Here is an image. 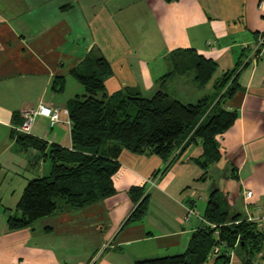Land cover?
<instances>
[{
	"label": "crops",
	"instance_id": "0c3cea01",
	"mask_svg": "<svg viewBox=\"0 0 264 264\" xmlns=\"http://www.w3.org/2000/svg\"><path fill=\"white\" fill-rule=\"evenodd\" d=\"M260 1L0 0V264H134L182 253L192 234L209 224L205 211L215 191L229 210V222L236 215L246 219L264 213ZM176 49H195L213 58L218 63L214 79L228 71L229 82L237 79V91L223 103L238 118L217 136L220 158L202 165L201 139L186 138L167 158L124 149L113 176L114 195L10 229L7 219L16 213L28 181L52 168L39 150H22L17 144L22 110L40 100L68 108L70 100L86 93L71 70H83L87 59L101 56L113 68L105 80L108 95L134 88L148 97L162 90L194 103L213 94V83L199 87L192 72L165 77L173 70ZM58 75L67 78L61 93L52 88ZM71 129L64 121L51 125L48 117L38 116L31 135L71 148ZM132 186L145 187L149 210L142 220L126 224L136 207ZM190 209L194 213L188 217ZM237 249L229 251L228 264H245ZM222 261L209 256L205 264ZM252 263L264 264V236Z\"/></svg>",
	"mask_w": 264,
	"mask_h": 264
},
{
	"label": "trees",
	"instance_id": "16d2710c",
	"mask_svg": "<svg viewBox=\"0 0 264 264\" xmlns=\"http://www.w3.org/2000/svg\"><path fill=\"white\" fill-rule=\"evenodd\" d=\"M171 59L173 70L165 77L192 72L199 87L205 88L212 82L214 93L194 103H185L162 90L148 97L134 88L108 95L105 80L113 74V68L104 56L87 59L83 70H71V75L86 90L68 104L73 146L49 145L34 135L17 132L20 148L38 149L51 160L52 168L48 175L28 181L16 213L7 219L10 229L27 228L63 209L81 208L114 195L113 176L120 168L118 157L124 149L167 158L186 138L191 142L201 139L202 165L220 158L217 136L231 128L238 118V113L223 103L237 91V79L229 82L232 71L214 79L218 63L195 49H176ZM66 83V76L58 75L52 88L61 93ZM129 193L136 207L126 224L142 220L150 203L144 186H132ZM228 216L229 210L223 205L221 195L213 192L205 211L209 224L192 234L184 252L137 260L134 264H205L215 246L220 247L215 256L223 260L221 264H228L229 251L235 246L242 249L245 264H253L252 254L263 235L254 223L238 215L229 222ZM210 223L217 226L212 227Z\"/></svg>",
	"mask_w": 264,
	"mask_h": 264
},
{
	"label": "built area",
	"instance_id": "2783aa9c",
	"mask_svg": "<svg viewBox=\"0 0 264 264\" xmlns=\"http://www.w3.org/2000/svg\"><path fill=\"white\" fill-rule=\"evenodd\" d=\"M261 8H264V0H262L261 2ZM263 41H261L260 43H262ZM260 45V44H259ZM41 113V114H45V115H49L51 120L53 122L59 121V113L57 110H51L48 107L45 106V104L40 103L39 105V109L35 110L34 108H28L23 109L22 110V116H23V122L17 126V130L21 131V132H25L27 134H31V127L33 124V121L35 119V115L37 113ZM68 112V111H67ZM252 196V191L248 190L246 192V197L250 198ZM191 213H194V210L190 209L189 210ZM247 221L252 222L256 225V227L258 228V230L261 232V234L264 236V213L263 214H259V215H249L246 218ZM212 225V227H216V224L210 223ZM216 234H218V231H216ZM220 247L219 246H215L211 256H215L219 253Z\"/></svg>",
	"mask_w": 264,
	"mask_h": 264
},
{
	"label": "rangeland",
	"instance_id": "374dc122",
	"mask_svg": "<svg viewBox=\"0 0 264 264\" xmlns=\"http://www.w3.org/2000/svg\"><path fill=\"white\" fill-rule=\"evenodd\" d=\"M261 2H262V0L260 1V3H259V5H260V7H261ZM210 43V42H209ZM210 45H211V43H210ZM40 103H43V104H45V106L46 107H48L49 109H51V110H57L58 111V113H59V121H56V122H53L52 120H51V118H50V116L49 115H45V114H41L40 112L39 113H37L36 115H35V119H34V121H33V123L36 121V119L38 118V116H46V117H48L49 118V120H50V124L51 125H54V124H56V123H58V122H66L68 125H71L72 126V123H71V119H70V113H69V109L68 108H61V107H59V106H56V107H51V106H49L47 103H45V101L44 100H40L39 101V103L37 104V106L36 107H34V109L35 110H37V109H39V105H40ZM29 108V107H28ZM28 108H25L26 110L28 109ZM68 111V112H67ZM65 115V120L62 118L63 116L62 115ZM16 129H17V127H16ZM38 150V149H37ZM193 213H191L190 211L188 212V217H190L191 215H192ZM242 252V249L238 246V249H237V253H241Z\"/></svg>",
	"mask_w": 264,
	"mask_h": 264
}]
</instances>
